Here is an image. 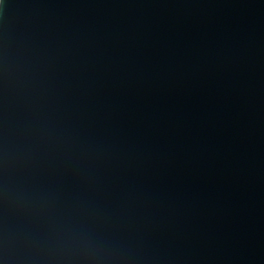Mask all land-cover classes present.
<instances>
[{
	"label": "clouds",
	"instance_id": "1",
	"mask_svg": "<svg viewBox=\"0 0 264 264\" xmlns=\"http://www.w3.org/2000/svg\"><path fill=\"white\" fill-rule=\"evenodd\" d=\"M3 16L0 264L201 259L183 252L194 212L163 182L183 129L147 110L199 82L208 61L153 59L131 44L52 48L44 20L25 29Z\"/></svg>",
	"mask_w": 264,
	"mask_h": 264
},
{
	"label": "water",
	"instance_id": "2",
	"mask_svg": "<svg viewBox=\"0 0 264 264\" xmlns=\"http://www.w3.org/2000/svg\"><path fill=\"white\" fill-rule=\"evenodd\" d=\"M4 8L13 27L44 20L52 48L131 44L153 59L207 60L199 82L147 110L185 137L163 182L194 212L191 264H264V0H4L0 24Z\"/></svg>",
	"mask_w": 264,
	"mask_h": 264
}]
</instances>
